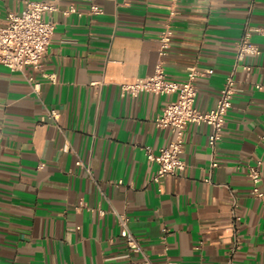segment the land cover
Masks as SVG:
<instances>
[{
	"label": "crops",
	"instance_id": "obj_1",
	"mask_svg": "<svg viewBox=\"0 0 264 264\" xmlns=\"http://www.w3.org/2000/svg\"><path fill=\"white\" fill-rule=\"evenodd\" d=\"M46 1L59 7L46 14L55 30L44 58L57 81L0 63V264H131L139 255L128 250L117 213L129 215L155 264H264V195L252 193L246 172L264 160V86L256 87L264 84V32L254 30L264 29V0ZM26 2L0 0V15ZM92 2L104 12L90 13ZM72 3L82 14L63 13ZM168 24L165 73L183 81L195 64L202 110L215 106L247 31L261 53L249 58V79L236 69L241 89L216 146L210 125L189 123L184 174L156 182L158 164L144 148L158 151L174 137L155 119L176 94L122 96L120 84L154 72ZM47 107L59 109L58 124L41 121ZM235 233L242 246L232 254Z\"/></svg>",
	"mask_w": 264,
	"mask_h": 264
},
{
	"label": "built area",
	"instance_id": "obj_2",
	"mask_svg": "<svg viewBox=\"0 0 264 264\" xmlns=\"http://www.w3.org/2000/svg\"><path fill=\"white\" fill-rule=\"evenodd\" d=\"M126 3H129V1L127 0ZM58 9L57 3L53 1L27 0L22 10L9 11L3 17L0 15V63L4 64L11 72L24 71L26 66H32L41 70L45 79L56 82V74L45 71L44 58L55 30V22L52 18L46 17V14ZM89 11L92 14H101L104 12V8L92 2ZM72 12L82 14L73 3L63 9V13L66 15ZM254 30L258 33L264 32V29L260 27L254 28ZM251 31H247L237 41L234 67L228 73L220 89L215 106L208 110H202L196 106L198 94L196 82L201 73L195 64L188 67L187 79L183 81L170 79L165 73L164 60L171 46L174 33L170 24L159 36V58L154 72L132 82H122L120 84V94L122 96L136 97L142 92L176 94V98L171 100L155 119L157 126L170 128L174 133V137L169 144L160 147L158 151H154L151 146H145L144 148L149 162L158 164L152 180L159 182L160 178L166 175L184 174L187 165L182 158V152L184 150V132L189 123L211 126L209 145L212 148L221 139L233 97L241 89L239 80L236 78V69L241 67L246 78L249 79L253 67L249 58L261 53L260 46L250 38ZM41 86L42 81L36 80L33 82L35 92L39 93ZM263 86L264 84L256 83V87L259 89ZM60 116L61 113L58 108L47 107L41 121L52 120L58 124ZM62 150L64 152L72 151L68 140L64 142ZM77 163L83 165V160L79 159ZM215 165H217V162L213 161L212 166ZM88 170L90 171V168ZM246 172L253 183L252 193L257 197H262L264 192L260 188V183L264 179V160L260 159L254 164H248ZM82 205L80 204V206ZM94 210H97L100 215L105 214V210L102 208H94ZM117 218L121 227L120 234L125 240L128 250L139 255V258L133 260L131 264H155L131 229L129 215L127 213H117ZM234 218L235 220L241 218L236 210H234ZM241 246L242 240L235 233L231 245L232 254L236 253ZM227 264H232V258L227 261Z\"/></svg>",
	"mask_w": 264,
	"mask_h": 264
}]
</instances>
